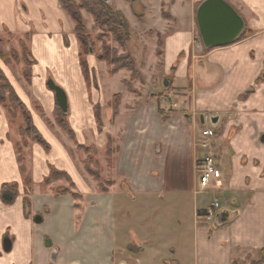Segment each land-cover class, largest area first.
Listing matches in <instances>:
<instances>
[{
	"label": "crops",
	"instance_id": "1",
	"mask_svg": "<svg viewBox=\"0 0 264 264\" xmlns=\"http://www.w3.org/2000/svg\"><path fill=\"white\" fill-rule=\"evenodd\" d=\"M182 1L185 17L174 5L175 22L166 26L164 68L171 85L161 97L148 99L140 88L107 95L97 80L104 65L95 54L87 56L92 79L85 76L75 24L60 0H0V38L20 42L30 35L35 61L30 84L2 61L0 67L50 146L31 141L22 171L17 149L22 136L0 104V264H251L260 259L264 79H258L264 72V0H227L252 33L207 51L199 67L192 50L198 0ZM123 71L109 73L112 84L125 85ZM50 78L67 92L74 140L55 123L58 104ZM118 93L121 101L112 105ZM96 105L102 107L101 130ZM212 117H219L216 124ZM206 128L216 134L218 173L202 191L197 141ZM79 145L97 147L101 179L86 170ZM51 166L68 173L72 183L45 184ZM104 180L111 181L106 190ZM7 184H17V194ZM213 200L234 213L229 222L218 226L216 219L198 217ZM6 237L12 241L8 251Z\"/></svg>",
	"mask_w": 264,
	"mask_h": 264
},
{
	"label": "rangeland",
	"instance_id": "2",
	"mask_svg": "<svg viewBox=\"0 0 264 264\" xmlns=\"http://www.w3.org/2000/svg\"><path fill=\"white\" fill-rule=\"evenodd\" d=\"M76 1L79 2V0ZM201 1L202 0H198L196 2L195 10H197V3ZM182 2V0H111L109 5H111L114 10L121 11L130 25L131 37L128 43H126L125 48L121 47L120 44L114 40L110 32L107 33L101 30L99 25L95 22V19L91 13H89L86 9L82 10L84 24L87 27L88 31L91 33L93 39V41L91 42L93 51H90L87 55H82V58L87 60V56L89 54H95L96 58L98 59L97 55L102 52L105 47H112L113 49L117 50L119 54H123L124 52L130 53L135 59L136 72L133 73L130 70L123 69L124 71H127L125 72V75L126 73H128V78L124 80L125 85L118 83V78L116 79L117 83L112 84L111 76L109 75L110 67H108L105 61H100L98 59L99 62L103 63L104 66L102 68H98L99 70H97V80L100 83L99 86H101L105 90L107 95L111 94L112 90H116V92H119L120 89L122 90V87L124 88L125 92H128V90H136V92H138L137 89L140 88L142 91L144 90V96H146L148 99L152 97H159L160 95H164L168 91V89L164 88L162 82L169 76V74L167 75V72L164 68V42L167 34H170V32H168V30L166 29V26L169 28L175 22L176 17L171 12V7H173L174 5L178 6V12L181 16L180 18L185 17L184 15H182V10H184L185 7L183 6ZM247 30L250 31V29H248L246 25L244 32H247ZM12 38L11 36H9V38L5 37L4 39L0 38V49L7 56L6 59L0 58V61H2L4 65L9 67L14 75H22L24 80L30 84L32 79L30 82L27 81L25 78V73L26 70L30 69L33 76V65L35 62L32 63V61L29 59L31 57H29L28 51L25 52V48L21 43V41L24 39H21L20 42H18L17 39ZM7 40L10 42V48H6ZM204 48L205 46L198 31V35L195 36L194 45L192 48L193 55L195 53L194 61L196 62L195 64L197 65V67L202 64V60L205 58V53L213 49ZM0 69L5 73L2 67H0ZM88 69L89 77L92 79L89 64ZM200 71L202 72L203 70L201 69ZM5 75L7 76L6 73ZM93 75L95 77V74ZM10 83L12 84L11 81ZM12 86L18 94L13 84ZM18 96L20 97L19 94ZM20 99L22 100L21 97ZM22 102L24 103L23 100ZM0 104L5 108H7L6 104L7 106L12 105L9 97L6 98V102L4 105L2 103ZM54 119L56 123L55 115ZM14 124L20 127L19 120H17ZM207 124L213 126L215 129H218L219 127L217 125L211 124L210 122H208ZM56 125L59 127L57 123ZM59 128L67 136H69L68 132L64 131L61 127ZM80 152L82 153L81 155L85 166V160L87 159L88 154L84 151ZM220 200L225 201V199L223 198ZM261 258L262 254L259 260H261Z\"/></svg>",
	"mask_w": 264,
	"mask_h": 264
},
{
	"label": "trees",
	"instance_id": "3",
	"mask_svg": "<svg viewBox=\"0 0 264 264\" xmlns=\"http://www.w3.org/2000/svg\"><path fill=\"white\" fill-rule=\"evenodd\" d=\"M63 8L70 14L74 24H75V33L81 45V64L85 76L89 78V69L87 60L82 58V55H87L90 51L92 52L93 46L91 42L93 41L91 33L88 31L87 27L83 21L82 10L86 9L89 13H91L95 19V22L99 25L101 30L107 33H111L114 40L120 44L121 47L125 48L126 43L130 40L131 31L130 25L124 14L119 10H114L111 5L105 3L103 0H60ZM200 2L197 3V7ZM252 31L247 30V32L243 31L241 36L237 41H240L250 35ZM30 39V35H27L26 39L22 40L21 43L25 48V52L28 51L29 58L32 63L35 62L31 51L28 47L27 40ZM236 41V42H237ZM1 42V40H0ZM25 42V43H24ZM5 53L0 49V58L6 59ZM100 61H105L110 67V74H116L123 69L130 70L133 73L136 72V63L134 57L127 52L123 54H119L117 50L112 47H105L102 52L97 55ZM30 61V62H31ZM32 65V64H31ZM30 65V66H31ZM25 78L27 81H31L32 74L31 70H26ZM264 79V73L259 77V81ZM131 92H135L136 90H129ZM10 99L11 104L6 107L5 110L8 113L12 123L14 124L17 120L20 122V134L22 136V141L17 143V149L19 153V162H21L22 171H26L25 165V150L30 145V142H38L42 144L47 150L50 149L49 144L44 139L42 134L38 131L36 126L33 123V118L30 110L26 107V105L22 102L15 89L13 88L10 80L5 75V73L0 69V103L3 105L6 102V98ZM121 101V94L118 93L113 97V100L110 102L112 105H118ZM101 105L95 106V114L99 126V130L103 128V119H102V109ZM54 115L56 116V123L61 127L64 131L69 133L70 138L75 139L76 134L69 123V115L68 113H64L61 108L57 105ZM78 149L80 151H84L88 154L87 159L85 160V168L86 170L95 176L97 179H101L100 172V162L97 159L98 149L95 145H79ZM112 152V147L109 145L108 153ZM65 179L71 182V179L68 173L64 171H60L54 166H51V172L49 177L46 179V183H50L53 180ZM26 192H30L31 180L27 178L26 182ZM72 183V182H71ZM107 184H111V181L104 180L101 183V187L103 190L107 189ZM5 188H9L14 191V194H17V184H7ZM70 188H65L63 192H70ZM77 198L80 196L75 194ZM234 264H246V262L242 261H234ZM251 264H264V249L262 250V258L258 261H252Z\"/></svg>",
	"mask_w": 264,
	"mask_h": 264
},
{
	"label": "water",
	"instance_id": "4",
	"mask_svg": "<svg viewBox=\"0 0 264 264\" xmlns=\"http://www.w3.org/2000/svg\"><path fill=\"white\" fill-rule=\"evenodd\" d=\"M110 4L111 0H103ZM196 21L199 33L205 48H214L230 45L238 40L246 27V21L241 13L227 0H202L196 10ZM171 79L163 81L165 89H169ZM48 86L55 92L58 106L64 113L69 112V102L66 90L55 82L52 78L48 80ZM219 117H212L211 121L216 124ZM264 138V136H263ZM8 200H13V195H4ZM234 217V213L229 209H222L216 218V224L221 226L229 222ZM36 221H41L37 216ZM50 244V243H47ZM12 241L5 238L4 249L10 250ZM56 254L55 252L53 253Z\"/></svg>",
	"mask_w": 264,
	"mask_h": 264
},
{
	"label": "built area",
	"instance_id": "5",
	"mask_svg": "<svg viewBox=\"0 0 264 264\" xmlns=\"http://www.w3.org/2000/svg\"><path fill=\"white\" fill-rule=\"evenodd\" d=\"M215 131L212 128H206L201 131V136L197 141V147L201 150L199 156V189L204 191L208 189L212 180L218 173L217 157L213 153L215 144ZM222 209L219 201H214L209 208L198 211V217L207 221L216 219L218 213Z\"/></svg>",
	"mask_w": 264,
	"mask_h": 264
}]
</instances>
